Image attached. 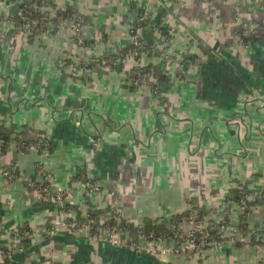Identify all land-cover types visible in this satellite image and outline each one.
<instances>
[{"label": "crops", "instance_id": "obj_1", "mask_svg": "<svg viewBox=\"0 0 264 264\" xmlns=\"http://www.w3.org/2000/svg\"><path fill=\"white\" fill-rule=\"evenodd\" d=\"M46 3L81 13L83 44L69 26L34 38L17 33L11 21L19 3L0 0V126L15 127L3 165L18 173L13 181L0 178V245L17 227L36 236L28 257L10 264H263L264 245L253 242L264 232V203L250 207L241 231L247 204L227 198L233 189L253 191L252 202L264 193V0ZM140 13L145 40L155 31L144 66L166 75L160 95L132 86L129 28ZM123 51V61L108 68L105 61ZM67 58L89 63L90 73H69ZM40 136L52 143L48 156L19 150V140ZM82 177L100 186L89 201ZM48 179L68 190L67 209L78 222L93 207L107 210L105 219L117 211L134 225L149 219L171 228L191 202L216 219L226 215L239 244L213 247L203 259L97 244L75 236L58 206L42 201L32 185ZM178 227L190 229L185 219Z\"/></svg>", "mask_w": 264, "mask_h": 264}, {"label": "built area", "instance_id": "obj_2", "mask_svg": "<svg viewBox=\"0 0 264 264\" xmlns=\"http://www.w3.org/2000/svg\"><path fill=\"white\" fill-rule=\"evenodd\" d=\"M19 3L20 18L19 23L12 20L11 24L14 25L16 32L19 34L30 35L38 26L45 24L48 29L55 26L54 21L57 19V12L51 10L46 3L47 0H15ZM182 1V0H176ZM238 1V0H233ZM85 18L81 13L73 15L69 19H60V27L69 26L79 44L84 43L83 28L85 26ZM145 14L139 15L136 20V25H131L130 32V49L128 56L135 59V67L132 73V86L139 92L143 87H151L154 93L161 94V82L152 70H147L142 61V54L148 53L149 50H155L156 45L149 46L145 40ZM56 27V26H55ZM240 41L242 39L237 35ZM166 59V58H165ZM121 58L108 59L105 64L108 68L121 63ZM63 69L69 73L78 75L83 72L90 73L89 63H82L79 60L67 58L62 62ZM32 148V147H31ZM34 149L40 150L43 156L50 154L52 143L46 136H40L37 145ZM4 141L0 139V178L8 180H15L13 167L11 172L6 169L7 166L3 165L5 158ZM15 168V169H14ZM83 188L85 198L87 201L92 199L97 193L100 192V186L97 182L85 179ZM32 187L41 195L42 201L46 203H53L58 206L59 211L64 219V226L70 228L71 232L77 236L88 240H92L97 244H107L113 247H122L133 250L140 254L149 255L152 257H161L164 253H174L183 255L188 258L203 259L206 253L213 247H220L226 244H234L236 239L233 235L228 234V223L226 222L227 216L217 218L214 213L209 211L203 219L199 218L198 212L195 210L193 203H188L190 215L186 221L190 225L188 231L178 228L172 237L146 235L142 232L138 233V237L134 238L130 232L123 226V219L117 211L115 214H109L107 218L104 215L100 218V222L96 224L89 213L85 214V223L80 224L78 221L71 217V210L66 209V205L70 202L68 190L63 189L53 183L52 179L44 184H33ZM235 203V202H228ZM226 214V211H225ZM114 218L115 225L109 223L110 219ZM105 219V220H104ZM216 229L217 234L221 239L217 240L212 236V232ZM2 231V223L0 222V233ZM35 235L28 229H12L6 237L5 249H0V261L4 262L6 259H13L17 254L25 251L24 241H34ZM257 242L264 245V232L257 235ZM264 264V263H263Z\"/></svg>", "mask_w": 264, "mask_h": 264}, {"label": "trees", "instance_id": "obj_3", "mask_svg": "<svg viewBox=\"0 0 264 264\" xmlns=\"http://www.w3.org/2000/svg\"><path fill=\"white\" fill-rule=\"evenodd\" d=\"M3 1L11 2V1H15V0H3ZM254 1H256V0H254ZM77 13H79V12L75 11V10L73 11L71 8L67 9V10H58L57 11V19H55V21H54V24H55L56 28H59L58 25H59V20L60 19H62V20L63 19H69V18H71L73 15H75ZM16 22L17 23L21 22L19 17L16 20ZM40 24L41 25L38 26V29H34L33 33L28 35L29 38H34L36 35L38 36V35L44 33L48 29V27L45 24H42V23H40ZM134 25H136V22L134 23ZM144 26H146L145 23H144ZM155 29H157V28H155ZM158 30H161L162 33L165 36H168L167 32L162 27H159ZM235 32H236L237 35H239L241 37L242 42L244 44L248 43V38L245 36L244 29L241 26L236 27ZM154 34H155V31L152 30L151 33H149L148 36H147L146 43L149 46L154 44V36H155ZM75 39H76V37H75ZM76 41H77V39H76ZM126 53H127V51L126 52L123 51V52H121L120 54H118L116 56H112L111 59H117V58H119V56H121L120 58L123 59L124 55ZM148 53L151 55L152 54L151 50H149ZM93 64H94V62L92 64H90V65H93ZM146 69L147 70H152L153 73L155 74V76L157 77L158 81L161 82V81L166 79V75H164L162 73L160 68L153 67V66H148ZM14 133H15V127L7 128V127L0 126V139L4 141V153L5 154H6L7 146L10 143V140H11L12 136L14 135ZM37 142H38V140H36V141H34L32 143L19 140L17 143H18L19 150L21 152L25 153L31 147L36 146ZM51 151H52V148H51ZM6 169L9 170L10 172H11V170L13 171V167L12 166H7ZM14 177H15V179H17V177H18V173H17L16 169L14 171ZM82 179H83V177L81 178V181H84L87 178H85L84 180H82ZM251 193H253V191L247 190V188H243V189H233L228 194V198H227L228 202H238V203L245 202L247 204V207H246L244 213L241 215V226H240L241 231H245L246 230V227H247L246 226V218H247V213H249L250 207L258 206L259 204H263L264 203V193L258 194L256 201H253V202L249 201V199H248V197L250 196ZM44 203H46V202H44ZM68 206L69 205H66L65 208L67 209ZM194 208L198 212L200 219H203L206 215L209 214V211H207L203 207H194ZM107 212H108L107 210H95L93 207H91L88 210L89 215L91 216V218L93 219V221L96 224H98L100 222V218L104 214H106ZM190 212L191 211L186 210L183 213H181L178 216V218H176L173 221H171L170 222V224L172 226L171 228H168L165 224H161V223L158 224V223H156V222H154L152 220H149V219H146L143 222L142 225H134V224L128 223V222L123 220V226L130 232V234L134 238L138 237V233L139 232H142V233H144L146 235L172 237L174 235V233L178 230L179 224L183 221V219H185V220L187 219V217L190 215ZM113 213L115 214L114 211L111 212V214H113ZM226 222H227V220H226ZM79 223L80 224L85 223V219H81L79 221ZM109 223L112 224V225H115L116 221H115L114 218H111ZM18 228L19 229H28L26 227L25 228L18 227ZM28 230H30V229H28ZM212 236L215 239H217V240L221 239L220 235L217 234L216 229L212 232ZM23 244H24V248H25V251L23 253L17 254L11 260L10 259H6L2 264H10V263H12L17 256H21L22 255L24 257H28V255L32 251V246H33L32 241H24ZM236 244H239L238 241H236ZM253 244L256 245V246H258V245L262 246V244L260 242H257V241L253 242ZM0 249H5V247L0 245Z\"/></svg>", "mask_w": 264, "mask_h": 264}]
</instances>
